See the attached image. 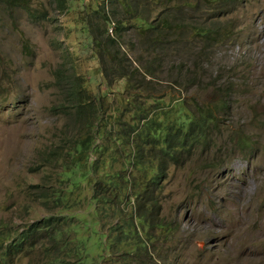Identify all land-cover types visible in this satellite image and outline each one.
I'll return each mask as SVG.
<instances>
[{
    "label": "trees",
    "instance_id": "16d2710c",
    "mask_svg": "<svg viewBox=\"0 0 264 264\" xmlns=\"http://www.w3.org/2000/svg\"><path fill=\"white\" fill-rule=\"evenodd\" d=\"M71 1L55 4L67 10ZM108 1L101 30L87 22L106 87L93 91L91 81L70 71L72 61L55 70L62 100L51 108L70 125L42 161L60 168L53 181L24 188L26 207L37 204L44 215L18 226L0 219V264L30 255L35 264H123L146 256L144 228L170 229L151 213L162 210L159 194L171 169L216 141L226 101L205 102L190 90L220 28L186 19L195 0ZM225 1L196 0L194 7ZM0 5L23 9L33 20L43 16L31 0ZM132 26L135 46H123Z\"/></svg>",
    "mask_w": 264,
    "mask_h": 264
},
{
    "label": "rangeland",
    "instance_id": "374dc122",
    "mask_svg": "<svg viewBox=\"0 0 264 264\" xmlns=\"http://www.w3.org/2000/svg\"><path fill=\"white\" fill-rule=\"evenodd\" d=\"M71 2L63 10L55 0H31L39 20L0 5V219L17 226L45 214L26 207L24 188L53 181L60 168L42 161L70 125L51 108L62 100L55 70L72 61L70 71L93 91L106 87L87 22L100 31L109 1ZM190 3L186 19L220 28L190 93L226 106L212 148L172 168L159 194L162 210L151 215L169 231L146 226L147 255L123 264H264V0ZM136 37L132 26L123 46H135ZM12 264H35L34 255Z\"/></svg>",
    "mask_w": 264,
    "mask_h": 264
},
{
    "label": "built area",
    "instance_id": "2783aa9c",
    "mask_svg": "<svg viewBox=\"0 0 264 264\" xmlns=\"http://www.w3.org/2000/svg\"><path fill=\"white\" fill-rule=\"evenodd\" d=\"M109 30H110V32H111V34L113 33V27H109Z\"/></svg>",
    "mask_w": 264,
    "mask_h": 264
},
{
    "label": "bare ground",
    "instance_id": "6f19581e",
    "mask_svg": "<svg viewBox=\"0 0 264 264\" xmlns=\"http://www.w3.org/2000/svg\"><path fill=\"white\" fill-rule=\"evenodd\" d=\"M258 61H259V59H258ZM261 65V64H260ZM258 69V68H257ZM256 70V69H255ZM259 71V70H258ZM254 72H256V71H254Z\"/></svg>",
    "mask_w": 264,
    "mask_h": 264
}]
</instances>
